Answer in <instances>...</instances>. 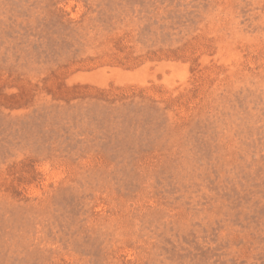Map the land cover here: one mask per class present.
Masks as SVG:
<instances>
[{"label": "rangeland", "instance_id": "1", "mask_svg": "<svg viewBox=\"0 0 264 264\" xmlns=\"http://www.w3.org/2000/svg\"><path fill=\"white\" fill-rule=\"evenodd\" d=\"M0 264H264V0H0Z\"/></svg>", "mask_w": 264, "mask_h": 264}]
</instances>
